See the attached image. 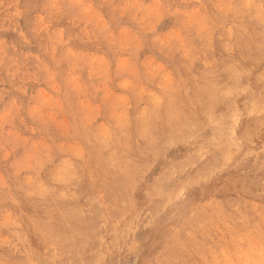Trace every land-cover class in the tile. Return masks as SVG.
I'll return each instance as SVG.
<instances>
[{
	"label": "rangeland",
	"instance_id": "374dc122",
	"mask_svg": "<svg viewBox=\"0 0 264 264\" xmlns=\"http://www.w3.org/2000/svg\"><path fill=\"white\" fill-rule=\"evenodd\" d=\"M0 264H264V0H0Z\"/></svg>",
	"mask_w": 264,
	"mask_h": 264
},
{
	"label": "bare ground",
	"instance_id": "6f19581e",
	"mask_svg": "<svg viewBox=\"0 0 264 264\" xmlns=\"http://www.w3.org/2000/svg\"><path fill=\"white\" fill-rule=\"evenodd\" d=\"M236 8H237V7H236ZM37 225H38V224H37ZM39 228H40V227H39ZM40 229H41V228H40ZM42 229H43V228H42ZM47 230L50 232V229L47 228ZM47 230H45V231H47ZM51 232H52V231H51ZM37 234H38V233H37ZM48 234H49V233H48ZM52 234H53V233H52Z\"/></svg>",
	"mask_w": 264,
	"mask_h": 264
}]
</instances>
